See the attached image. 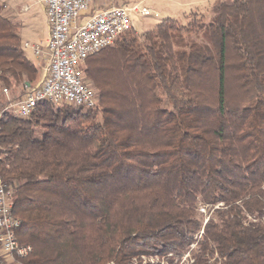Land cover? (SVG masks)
Segmentation results:
<instances>
[{
	"label": "trees",
	"instance_id": "trees-1",
	"mask_svg": "<svg viewBox=\"0 0 264 264\" xmlns=\"http://www.w3.org/2000/svg\"><path fill=\"white\" fill-rule=\"evenodd\" d=\"M210 12L88 57L93 108L0 116V178L30 247L13 264L176 257L200 230L194 264H264V0ZM38 79L0 3V84Z\"/></svg>",
	"mask_w": 264,
	"mask_h": 264
},
{
	"label": "built area",
	"instance_id": "built-area-1",
	"mask_svg": "<svg viewBox=\"0 0 264 264\" xmlns=\"http://www.w3.org/2000/svg\"><path fill=\"white\" fill-rule=\"evenodd\" d=\"M35 1L41 4L45 13L48 37L37 44L24 43L21 48L30 49L36 61L39 79L33 86L24 81L19 86V93H14L11 88H0V94L5 97L0 116L7 113L26 119L39 102L86 109L95 107V92L83 72L87 58L112 46L123 34L131 31L132 14L147 16L149 12L140 2L133 1L119 5L115 4L116 0ZM81 18L84 21L78 25ZM11 204V191L0 178V252L14 262L15 258L25 257L30 247L20 245L17 241L15 232L20 222L13 216ZM206 208L200 204L197 209L204 214ZM208 218L205 217L202 225ZM201 234L202 230L194 237L195 242L179 256L172 257L169 253L146 258V255H142L132 259L130 264H157L161 261L163 264H194V253L197 252V241ZM153 259H156L155 263ZM146 260L151 261L147 263Z\"/></svg>",
	"mask_w": 264,
	"mask_h": 264
},
{
	"label": "rangeland",
	"instance_id": "rangeland-1",
	"mask_svg": "<svg viewBox=\"0 0 264 264\" xmlns=\"http://www.w3.org/2000/svg\"><path fill=\"white\" fill-rule=\"evenodd\" d=\"M131 1L140 2L141 5L145 7L149 12L147 16H137L135 14L131 15L130 17L132 22L131 33L133 35H139L140 33L151 30L157 24H159L165 19H172L184 25L189 20H193V19L201 20L202 22H208L212 16L210 12V5L213 0H131ZM225 1H229V0H225ZM0 3L3 4L4 6V14L18 24V36L21 45L24 43L37 44L40 42V40L44 39L46 35V27H45L46 17L41 4H39L35 0H0ZM24 7H27V9L24 10ZM154 14H157V16H153ZM83 21L84 18L79 19L78 25H81ZM22 50L26 59L32 62L34 58L32 56L30 49L22 48ZM0 86H1L0 88L4 87L1 84ZM11 89L14 93H19L21 91L20 87L17 88L19 90L15 89L14 87ZM4 100L5 97L0 94V110L3 107ZM211 212L212 210H210V208H206L204 214L200 213L202 214L201 220H204L205 217H208L211 214ZM149 256L153 257L154 255H149ZM149 256H146V258ZM185 256H188V254H185ZM0 257L6 260L8 264H13L12 260L7 258L1 252H0ZM155 260L153 259L152 261L155 263L156 262ZM150 261L151 260H146L147 263H150ZM161 262L157 264H163Z\"/></svg>",
	"mask_w": 264,
	"mask_h": 264
},
{
	"label": "crops",
	"instance_id": "crops-1",
	"mask_svg": "<svg viewBox=\"0 0 264 264\" xmlns=\"http://www.w3.org/2000/svg\"><path fill=\"white\" fill-rule=\"evenodd\" d=\"M127 2H131V0H116L115 1V4H122V3H127ZM46 22V21H45ZM46 25H45V27H46V35H45V37H44V39L43 40H40L41 42L42 41H45L46 39H47V37H48V27H47V23H45ZM35 65H36V61H35V59L32 61ZM36 67H37V65H36Z\"/></svg>",
	"mask_w": 264,
	"mask_h": 264
}]
</instances>
